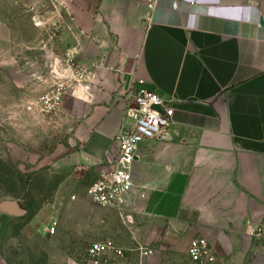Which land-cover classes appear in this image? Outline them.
<instances>
[{"label":"crops","instance_id":"obj_1","mask_svg":"<svg viewBox=\"0 0 264 264\" xmlns=\"http://www.w3.org/2000/svg\"><path fill=\"white\" fill-rule=\"evenodd\" d=\"M63 1L96 80L94 100H76L59 167L77 183L113 169L135 80L174 108L171 140L141 146L127 209L176 231L167 245L138 244L153 251L143 260L136 248L109 264H182L157 255L175 245L193 264L187 250L199 238L217 264H264V0H157L154 11L149 0Z\"/></svg>","mask_w":264,"mask_h":264},{"label":"rangeland","instance_id":"obj_2","mask_svg":"<svg viewBox=\"0 0 264 264\" xmlns=\"http://www.w3.org/2000/svg\"><path fill=\"white\" fill-rule=\"evenodd\" d=\"M82 48L65 1L0 0V206L16 202L26 211H0V264H82L93 244L108 240L129 251L128 258L138 244H169L165 237L175 230L136 211L91 203L87 190L99 176L77 183L73 170L59 167L60 151L74 136L78 99L69 96L52 116L39 113V101L56 65L69 58L81 63ZM47 226L56 233L47 235ZM154 232L161 239L154 241ZM177 247L172 255L159 247L157 255L184 264ZM131 258L139 260L137 253Z\"/></svg>","mask_w":264,"mask_h":264},{"label":"built area","instance_id":"obj_3","mask_svg":"<svg viewBox=\"0 0 264 264\" xmlns=\"http://www.w3.org/2000/svg\"><path fill=\"white\" fill-rule=\"evenodd\" d=\"M149 9L154 11L157 0H149ZM53 80L49 89L39 101V113L55 115L69 96L91 103L95 97L96 76L91 67L69 58L62 65H56L52 71ZM140 85L137 88L135 85ZM143 80H135L125 91L129 100L123 125L113 139L116 147V161L113 169L104 171L88 188L87 197L91 203L102 208L125 211L135 193L133 167L139 156L141 146L152 142L171 140L173 131L174 108L171 102L164 101L153 89L146 88ZM28 111L35 112L34 107ZM141 198H145L141 195ZM260 229L253 234L259 235ZM44 232L52 236L54 227L47 226ZM143 258L151 256L153 251L138 246L136 249ZM135 249L130 250V252ZM129 252L113 241H101L93 244L86 253L82 264H109L124 260ZM187 255L193 264H217L218 257L213 244L204 238L194 239L189 243Z\"/></svg>","mask_w":264,"mask_h":264},{"label":"water","instance_id":"obj_4","mask_svg":"<svg viewBox=\"0 0 264 264\" xmlns=\"http://www.w3.org/2000/svg\"><path fill=\"white\" fill-rule=\"evenodd\" d=\"M262 26H264V20H262ZM0 211L2 213L12 215V216H24L26 211L21 209L18 203H4L0 206Z\"/></svg>","mask_w":264,"mask_h":264}]
</instances>
